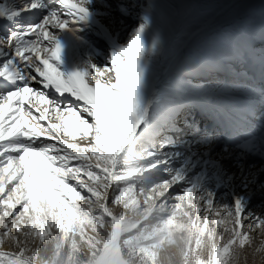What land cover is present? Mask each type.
Here are the masks:
<instances>
[{
  "label": "snow or ice",
  "instance_id": "6c2138e0",
  "mask_svg": "<svg viewBox=\"0 0 264 264\" xmlns=\"http://www.w3.org/2000/svg\"><path fill=\"white\" fill-rule=\"evenodd\" d=\"M15 3L0 7L11 25L0 36V264H36L39 249L30 240L43 242L53 227L66 235L84 224L107 229L96 240L80 228L90 264H171L179 231L189 237L180 249L183 264H231L237 240L248 248L256 237L248 225L255 233L264 228V212L249 216L252 200L264 199V182L242 163L249 153L264 155V140L245 139L214 157L219 138L205 136L198 141L205 151L181 150L189 141L175 136L184 127L200 129L187 120L180 126L185 99L161 90L152 67L166 46L162 33L154 34L163 6L140 5L138 24L126 43H117L102 19L115 23L108 0ZM118 10L127 14L124 4ZM26 16L39 19L24 23ZM86 28L110 51L100 67L92 56L85 70L66 73L54 33ZM226 159L238 174L227 171ZM130 209L140 219L130 220ZM214 217L217 224L229 219L233 238L211 259L194 258L191 238Z\"/></svg>",
  "mask_w": 264,
  "mask_h": 264
},
{
  "label": "bare ground",
  "instance_id": "6f19581e",
  "mask_svg": "<svg viewBox=\"0 0 264 264\" xmlns=\"http://www.w3.org/2000/svg\"><path fill=\"white\" fill-rule=\"evenodd\" d=\"M125 1L124 5L126 6V12H130V16L122 14L118 10V4L116 3L118 0L109 2L114 10L112 12V17H114L115 23H111L110 20L107 25L112 29L114 39L117 43L127 42V33H124L127 31L130 33L132 28L135 27L128 26L127 23L139 19L141 15L140 5L145 4L144 0H135V2L139 3L137 6L131 5V0ZM241 1L242 0H164L162 2H154L163 6L162 13L158 18L154 31L159 30L162 33L169 47L166 53L168 57L164 66L161 67L159 74H156L160 89L175 95H181L188 100L190 99L189 97L202 98L200 90L208 89L205 90L204 94L209 96V99L205 96L204 99L209 104L213 97L222 96L221 100H225V103L221 104L220 101L217 102L215 109L226 121V124L229 123L231 116L240 119L238 127L231 126L230 128V142L223 145L229 148L245 139H254L257 145L264 140V38L256 35L249 41L243 53L240 50V43L247 38L250 32L264 26V0ZM8 2H10L11 7L16 6L15 0H9ZM203 3H214L215 8L217 7L218 9L213 8L208 18L195 17L198 11H200L199 7L203 5ZM260 8L261 10L259 12ZM251 15H254V17L258 19L256 25L250 23L249 16ZM28 17L30 16H27V18ZM121 21H123V23H121ZM231 32H233L232 36L235 37V41L231 45H228L224 37L227 33ZM1 34L0 28V36ZM54 34L57 35V38L63 46L61 57L63 63H58V66L66 73L75 70H85L89 64V62L85 61V54L90 53V56L97 55L98 51L95 49L96 46H99L100 49L101 47H105L107 53L110 51V44L98 38L87 28L78 34H73L68 30H58ZM81 36L85 37L82 39ZM122 37L123 42L121 41ZM181 37H183L184 40L182 44H180V48L178 47L177 50H175L178 45V38ZM230 37L231 35H228V40ZM90 43L93 46L92 48L90 47ZM200 47H207L208 52L204 56L197 58L193 66H204L207 70L194 79L193 86L196 88V93L186 95L178 90H167L169 86L166 87V85L169 83L173 74L185 60H187V57L196 53ZM230 53L236 59H231ZM186 75H190V73H186ZM206 80L207 82L201 87L200 81ZM2 83L3 82L0 81V84ZM226 83L230 86L226 87ZM184 108H187V106L181 109L179 113L180 117L185 114L183 113ZM196 113L194 109L191 117H187L183 119V121H193L192 117H194ZM254 114H259V116L254 119ZM228 115H230V117ZM192 125L196 124L192 123ZM180 126L183 127L182 124H180ZM192 133L193 131L191 128L188 130L187 127H184V131L177 134L179 140L186 139L189 141V144L181 149L186 153L197 150L195 147L199 143H195L205 137V134L202 133H200L201 138L197 134L192 136ZM217 136L215 135L213 137L216 138ZM176 137L177 136H175V138ZM218 138L216 142H219L220 137ZM217 147L214 148V157L218 153ZM205 150L206 149H204V151ZM251 157H255L260 163L256 166L248 164V160ZM175 163L178 165L179 162L177 161ZM223 163L229 173H239L234 160L226 159ZM242 163L245 173L249 175L257 173L263 174L261 170L264 169V155H261L258 151L249 153ZM196 171L198 172L199 169ZM192 175H194V173ZM259 181L262 182V178L259 179ZM235 183L237 185L240 183L239 178H237ZM255 198L261 197L257 195ZM259 211L260 209L256 211V214H260L261 212L259 213ZM252 213L253 212L249 213V216H251ZM212 220H214V218ZM208 223L207 231L201 229V234L208 237L209 257L207 260L212 258L215 249L218 248L216 230L212 229L210 221ZM25 230L27 231V229ZM38 241L40 240L34 241V244L36 245ZM39 263L36 262V264ZM133 264L136 263L134 262Z\"/></svg>",
  "mask_w": 264,
  "mask_h": 264
},
{
  "label": "rangeland",
  "instance_id": "374dc122",
  "mask_svg": "<svg viewBox=\"0 0 264 264\" xmlns=\"http://www.w3.org/2000/svg\"><path fill=\"white\" fill-rule=\"evenodd\" d=\"M108 2H115V0H108ZM125 2H126L125 0H118V2H116V3L118 5H120V3L125 4ZM137 4H139V3L135 2V0H131V5L137 6ZM213 8H215L214 3H209V4L203 3V5H201L199 7L200 11H198V14H196L195 17L199 16V18H208L211 14L210 11ZM215 9H218V8L216 7ZM260 10H261V8L259 9V12H260ZM126 13H127L126 14L127 16H130V12H126ZM102 19H103V23H105V24H108V22L111 20L110 18H106V19L102 18ZM138 20L139 19L133 20V22L129 21L127 23V25L128 26H136L138 24ZM249 20H250V23L252 25H256L258 23V19L256 17H254V15L249 16ZM260 29H261V27L259 29H256V30L250 32V34L247 36V38H245L240 43V50L242 53L245 50V48L248 46L249 41L251 39H253L254 36L258 35V31ZM126 33H127V37H128V35L130 33L127 31L124 34H126ZM232 33L233 32L227 33L224 37V40L226 41V43L228 45H231L235 41L234 40L235 37L232 36ZM154 34H155V31H154ZM89 35H90V33H89ZM228 35H231L229 40L227 38ZM76 36H78V35H76ZM85 36H81V38L83 39ZM122 40H123V37H122L121 41ZM183 40H184L183 37L178 38V42H177L178 45H177L175 50H177V48L180 46V44H182ZM90 47L91 48L93 47L91 43H90ZM95 49H96V51H98L97 55H91L90 56V53L89 54L87 53V54H85V61L89 62L90 57L95 56L93 62L96 63L98 65V67H100L103 64V61H104L105 57L108 55V53H107V50L105 47H101V49H100L99 46H96ZM167 50H169V47H168V43L166 42V46H165L163 53L153 58L152 67H153V70L155 71V73L157 75L159 74L161 67L164 66V63L168 57L166 55ZM207 52H208L207 47H200V49L197 50L196 53H193L192 55L187 57V60H185V62L177 69V71L171 77L169 83L166 85V87L169 86V87H167V90H172V91L178 90V91H180L186 95L195 94L196 88L193 86L194 79H196L201 73H203L207 69L204 66L194 67L193 65H194V62L197 58L204 56ZM229 55H230L231 59H236L231 53ZM186 73H190V75H186ZM210 79H212V78H210ZM207 80L206 81H200L201 87H203V84L206 83ZM180 82H183L184 85L186 86V88H181ZM226 84H227L226 87L230 86L228 83H226ZM205 90H208V89H201L200 90V93H202V98L204 99V96H205L206 98L209 99V96H206L204 94ZM185 92H189V93H185ZM191 92H193V93H191ZM221 98H222V96H218V97H213L211 99L212 105L214 108H216V103L219 101L221 102V104L225 103V100H221ZM228 116L230 117V115H228ZM258 116H259V114H254L253 118L256 119ZM183 122H184L183 119H180V117H179L178 123L182 124ZM239 123H240V119L238 117L231 116V118L229 119V123L227 124V125H229L228 133L230 132L231 126L238 127ZM182 126H183V124H182ZM193 135H194V133H192V136ZM176 136H177L176 140L179 141L178 135H176ZM199 137L201 138L200 134H199ZM78 140H79V138H78ZM197 143L198 142H196L195 144H197ZM217 148H218L217 154L223 155L224 154L223 149L225 147L219 146ZM195 149H197L200 152H203L205 149V145L202 143H199L196 145ZM258 163H260V161H258L255 157H251L248 160V164H251L252 166H256ZM261 178H262V182H264V172H263V174L259 173V179H261ZM89 183H90V181H89ZM253 187H255V185H253ZM222 191H225V189H221V192ZM104 195L106 196L107 193H105ZM218 195H220V193H218ZM227 202L231 203L230 197L227 198ZM87 205H88L87 202H85L84 206L88 207ZM262 205H263V208H262ZM96 206L99 207V204L93 203L91 207L96 208ZM112 208H113V211H115L117 213L125 211L124 208L116 206V205H113ZM258 209H260L259 213L264 211V199H262V198H255L249 204V211H250L249 213H251V212L256 213V211ZM128 211H129V219L130 220H138V218L140 219L139 214H137L134 210L130 209ZM193 215H195V214L193 213ZM177 219H178V221H183L184 223H187L186 218L178 217ZM215 219H217V218L214 217V220H211L210 223H211L212 229L216 230V233H217L216 235L218 238L217 237L216 238H217L218 248H222L223 246L228 244L229 240H231L233 238V226L229 222L228 218H225L224 222L221 224H217L215 222L216 221ZM88 226H89L88 236L90 238H94L96 240H103L104 239V233L107 231L106 228L102 229V230H98V231H91V229L94 226H92L90 224H88V225L84 224L83 226H78L76 229L68 232L66 235L61 234L60 232H58L56 230L55 227H53L52 232L54 233V235L45 237L43 239V242L38 241V242H36V245L34 244L35 243L34 241L30 240V247H32L33 249H37V248L39 249V256H38L37 262L38 263L40 262L39 264H88V263H90L91 257L89 256V251H90L89 245H88V243L84 242V237L82 235H80V228L81 227H85V228L87 227V229H88ZM222 229L225 231H222ZM248 229L251 230L253 232V235H255L256 237H255V239H253L251 241V246L248 247L249 249L243 248L239 244V241L237 240L236 244H234L232 246V257H233V259L231 261V264H236V263H238V264H254V261H256L259 258L256 253H257V249L264 247V228L260 229L261 234L259 232L255 233V230L252 229L251 224L248 225ZM100 231H102V232H100ZM175 235H176V245L177 246L174 247L173 251H175L177 254L173 257L171 264H183V261L181 259L180 249L187 246L188 239H189L188 233L186 231H179V232H176ZM99 237H100V239H99ZM197 240H199L198 246H197ZM208 245H209L208 237L205 235H202L201 230H200V233H198L196 236H193L191 238V247L195 253L194 258L200 257V258H204L207 260V258L209 257V246ZM42 248H46V249H42ZM134 262L135 261H133V263Z\"/></svg>",
  "mask_w": 264,
  "mask_h": 264
},
{
  "label": "clouds",
  "instance_id": "9594fccd",
  "mask_svg": "<svg viewBox=\"0 0 264 264\" xmlns=\"http://www.w3.org/2000/svg\"><path fill=\"white\" fill-rule=\"evenodd\" d=\"M257 256L259 257L254 264H264V247L257 249Z\"/></svg>",
  "mask_w": 264,
  "mask_h": 264
}]
</instances>
